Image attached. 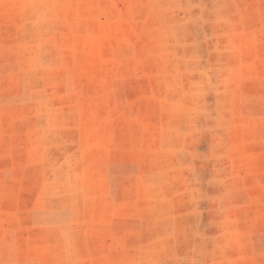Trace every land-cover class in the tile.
Segmentation results:
<instances>
[{
  "label": "rangeland",
  "instance_id": "374dc122",
  "mask_svg": "<svg viewBox=\"0 0 264 264\" xmlns=\"http://www.w3.org/2000/svg\"><path fill=\"white\" fill-rule=\"evenodd\" d=\"M0 264H264V0H0Z\"/></svg>",
  "mask_w": 264,
  "mask_h": 264
}]
</instances>
